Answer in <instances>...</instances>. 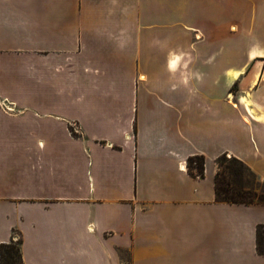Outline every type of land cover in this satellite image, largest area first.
<instances>
[{
  "label": "crops",
  "instance_id": "crops-1",
  "mask_svg": "<svg viewBox=\"0 0 264 264\" xmlns=\"http://www.w3.org/2000/svg\"><path fill=\"white\" fill-rule=\"evenodd\" d=\"M223 154L264 180V0H0V245L19 231L23 264H264V203L216 199Z\"/></svg>",
  "mask_w": 264,
  "mask_h": 264
},
{
  "label": "trees",
  "instance_id": "trees-1",
  "mask_svg": "<svg viewBox=\"0 0 264 264\" xmlns=\"http://www.w3.org/2000/svg\"><path fill=\"white\" fill-rule=\"evenodd\" d=\"M217 162L219 169L215 177V189L218 201L245 204L264 203V190L257 191L261 179L243 160L223 154ZM205 164L204 156H191L187 161L188 172L194 177L202 178L205 176ZM15 234L18 235L17 239L13 236L9 242L0 245L2 264H23L21 249L23 239L19 231L14 230ZM257 251L264 254V225H259L257 228Z\"/></svg>",
  "mask_w": 264,
  "mask_h": 264
},
{
  "label": "rangeland",
  "instance_id": "rangeland-1",
  "mask_svg": "<svg viewBox=\"0 0 264 264\" xmlns=\"http://www.w3.org/2000/svg\"><path fill=\"white\" fill-rule=\"evenodd\" d=\"M213 10H214V7H211ZM198 9H200L201 11H204L205 12V14H207V8L206 7H198ZM230 10L232 11V14L233 15H236L237 13H238V10H239V7L238 6H232V7H230ZM210 13H212V12H210ZM169 24H171V23H168V25ZM232 33H237V31H236V29H233L232 28ZM227 44L226 45H228V42H226ZM221 43H219V45H220ZM230 45L232 46V47H237L238 46V38H237V36L236 35H234V34H232V36H231V38H230ZM233 51V50H232ZM237 51V50H236ZM232 57L233 58H238V54L237 53H232ZM236 60H233L232 62H235ZM232 88H234V90L233 91H235L237 88H238V86L237 85H234ZM76 126V125H75ZM258 182V181H257ZM262 190H264V182H263V180H261V182H259L258 183V186H257V191L258 192H261ZM14 236H16V237H18V235L17 234H15Z\"/></svg>",
  "mask_w": 264,
  "mask_h": 264
},
{
  "label": "bare ground",
  "instance_id": "bare-ground-1",
  "mask_svg": "<svg viewBox=\"0 0 264 264\" xmlns=\"http://www.w3.org/2000/svg\"><path fill=\"white\" fill-rule=\"evenodd\" d=\"M232 76L233 77H239V72L238 71H234V72H232Z\"/></svg>",
  "mask_w": 264,
  "mask_h": 264
},
{
  "label": "built area",
  "instance_id": "built-area-1",
  "mask_svg": "<svg viewBox=\"0 0 264 264\" xmlns=\"http://www.w3.org/2000/svg\"><path fill=\"white\" fill-rule=\"evenodd\" d=\"M18 237L15 236V239H17Z\"/></svg>",
  "mask_w": 264,
  "mask_h": 264
}]
</instances>
